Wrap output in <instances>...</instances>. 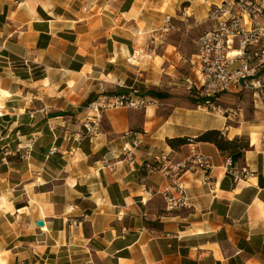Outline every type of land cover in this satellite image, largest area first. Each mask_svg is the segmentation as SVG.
Instances as JSON below:
<instances>
[{"label":"crops","instance_id":"0c3cea01","mask_svg":"<svg viewBox=\"0 0 264 264\" xmlns=\"http://www.w3.org/2000/svg\"><path fill=\"white\" fill-rule=\"evenodd\" d=\"M221 1L0 0V264H264L262 102L235 121L176 97L198 82V40ZM131 88L167 98L108 110L100 135L73 138L92 99ZM209 130L249 148L195 140ZM173 138L193 139L212 169L185 173L191 208L168 212L166 180L145 162L186 158L191 146ZM136 140L135 161L119 157ZM243 167L251 175L236 183L228 170Z\"/></svg>","mask_w":264,"mask_h":264},{"label":"built area","instance_id":"2783aa9c","mask_svg":"<svg viewBox=\"0 0 264 264\" xmlns=\"http://www.w3.org/2000/svg\"><path fill=\"white\" fill-rule=\"evenodd\" d=\"M208 18L213 26L198 40L199 77L194 88L208 98L225 93L264 94V0H223L210 8ZM171 20L170 17L166 18V29L171 28ZM130 91L129 95L101 94L92 99L84 108L86 115L81 121L82 129L74 131L73 138L80 142L100 135L102 118L108 110H141L159 105L153 96L142 94L135 88ZM33 142L34 139L29 140L23 148V158L31 156ZM187 144L191 146L190 154L181 161L175 162L162 154L145 162L150 173L159 171L166 180L158 193L164 198L168 212L191 208L182 180L185 173L197 170L207 173L212 169L211 158L200 153L194 140L188 138ZM139 145L138 140L126 145L119 157L133 163V151ZM115 166L107 162L104 168L113 171ZM228 173L236 183L245 181L251 175L247 167L240 171L228 170Z\"/></svg>","mask_w":264,"mask_h":264},{"label":"rangeland","instance_id":"374dc122","mask_svg":"<svg viewBox=\"0 0 264 264\" xmlns=\"http://www.w3.org/2000/svg\"><path fill=\"white\" fill-rule=\"evenodd\" d=\"M191 50L195 52L196 47H195V51L193 48H191ZM187 57H188L187 59L188 61L185 63L186 66L184 68V71L189 73L191 72V69L194 67V64H192L191 62L192 59L190 58V54L187 55ZM153 91L160 92L157 90H153ZM195 91L192 90V93H194V95H192V94H189L190 93L189 89H185L184 92H182L180 95L176 97L181 98V100L183 101L186 100L188 106L197 108L198 105L193 104L192 101L187 99V97H190L192 99L201 98L202 95L198 93L196 89ZM160 93H163V92H160ZM260 102H262L261 107L264 106V94H261L259 97V96H254L251 92H241L238 94L225 93V94H221L213 98L210 104L208 105L205 104L204 106L208 107L207 110H210V111H214L215 110L214 108H216V110H219L218 108L227 110L229 114L230 113L233 114V116L235 117V121H239L240 119H252L253 116H255V113L257 111H259L260 109H263L260 106H258Z\"/></svg>","mask_w":264,"mask_h":264},{"label":"trees","instance_id":"16d2710c","mask_svg":"<svg viewBox=\"0 0 264 264\" xmlns=\"http://www.w3.org/2000/svg\"><path fill=\"white\" fill-rule=\"evenodd\" d=\"M192 90L195 91V88L192 87L190 89L189 94L194 95V93H192ZM149 94L159 99L167 98L166 94L156 92L153 90L149 91ZM187 99L192 101L193 104L198 105V106H202L205 104L208 105L213 100V98H208L204 96H201V98H197V99H192L190 97H187ZM195 140L197 142H205V143L214 144L220 151L224 153H228L230 155L245 151L249 148V139L246 136L236 137L233 140H229L226 137H224L221 131L219 130L206 131ZM167 143L171 148L177 149L183 145H186L187 139L186 138H173V139H168Z\"/></svg>","mask_w":264,"mask_h":264},{"label":"water","instance_id":"95a60500","mask_svg":"<svg viewBox=\"0 0 264 264\" xmlns=\"http://www.w3.org/2000/svg\"><path fill=\"white\" fill-rule=\"evenodd\" d=\"M37 226H39V227H42L43 225H44V223L42 222V221H37Z\"/></svg>","mask_w":264,"mask_h":264},{"label":"bare ground","instance_id":"6f19581e","mask_svg":"<svg viewBox=\"0 0 264 264\" xmlns=\"http://www.w3.org/2000/svg\"><path fill=\"white\" fill-rule=\"evenodd\" d=\"M0 95H1V93H0ZM147 197H148V195L146 194V195L144 196V198H142V199H143V200H146Z\"/></svg>","mask_w":264,"mask_h":264}]
</instances>
